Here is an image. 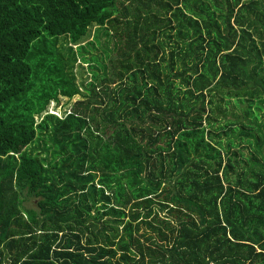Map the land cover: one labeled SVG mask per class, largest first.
Instances as JSON below:
<instances>
[{"label":"trees","instance_id":"trees-1","mask_svg":"<svg viewBox=\"0 0 264 264\" xmlns=\"http://www.w3.org/2000/svg\"><path fill=\"white\" fill-rule=\"evenodd\" d=\"M0 264H264V0H0Z\"/></svg>","mask_w":264,"mask_h":264},{"label":"rangeland","instance_id":"rangeland-1","mask_svg":"<svg viewBox=\"0 0 264 264\" xmlns=\"http://www.w3.org/2000/svg\"><path fill=\"white\" fill-rule=\"evenodd\" d=\"M93 30H94V27L91 28V34H90V37H88V39H90V38L92 39ZM79 64H80V62H79ZM88 69H89L88 65H85L84 69H82L81 66L77 67L76 73L78 75V81H79L80 84H82L84 80H87V79L91 78L90 71ZM80 99H81L80 96L76 97L72 101L69 100V99H66V98H61V104L60 105H57L55 103H52L50 105V107L48 109L49 113L50 112H54V113H57L58 115H60L61 117H65V115L72 109L73 105ZM233 105H234V109L236 110V113H237V110H239L238 112H241V109H242L241 107H245L246 106V104L241 103L239 101H233ZM220 122L221 123H225L226 119H224V120H222ZM216 125L218 126V123ZM249 153H250V151L245 150V155L246 156H249ZM33 200L34 199L32 197H27V199L25 200V204L24 205L26 207H31L32 203H33ZM34 202H35V200H34Z\"/></svg>","mask_w":264,"mask_h":264},{"label":"built area","instance_id":"built-area-1","mask_svg":"<svg viewBox=\"0 0 264 264\" xmlns=\"http://www.w3.org/2000/svg\"><path fill=\"white\" fill-rule=\"evenodd\" d=\"M50 113L57 114V113H54V112H50Z\"/></svg>","mask_w":264,"mask_h":264}]
</instances>
